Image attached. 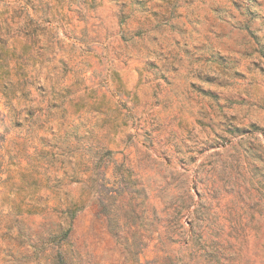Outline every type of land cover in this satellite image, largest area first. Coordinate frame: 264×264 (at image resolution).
Instances as JSON below:
<instances>
[{
  "label": "rangeland",
  "instance_id": "obj_1",
  "mask_svg": "<svg viewBox=\"0 0 264 264\" xmlns=\"http://www.w3.org/2000/svg\"><path fill=\"white\" fill-rule=\"evenodd\" d=\"M0 264H264V0H0Z\"/></svg>",
  "mask_w": 264,
  "mask_h": 264
}]
</instances>
